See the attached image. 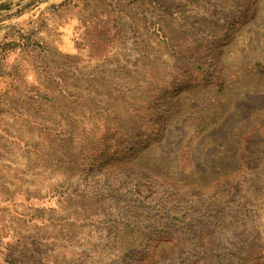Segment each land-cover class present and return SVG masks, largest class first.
<instances>
[{
    "label": "rangeland",
    "instance_id": "obj_1",
    "mask_svg": "<svg viewBox=\"0 0 264 264\" xmlns=\"http://www.w3.org/2000/svg\"><path fill=\"white\" fill-rule=\"evenodd\" d=\"M0 264H264V0H0Z\"/></svg>",
    "mask_w": 264,
    "mask_h": 264
},
{
    "label": "trees",
    "instance_id": "obj_2",
    "mask_svg": "<svg viewBox=\"0 0 264 264\" xmlns=\"http://www.w3.org/2000/svg\"><path fill=\"white\" fill-rule=\"evenodd\" d=\"M257 11H258V6H256V5H251V6L249 7V10H248L249 13H248V14L250 15L251 19H255L256 14H257ZM159 135H160V133L157 134V135H155L156 140H154V143L158 142L157 139H158Z\"/></svg>",
    "mask_w": 264,
    "mask_h": 264
}]
</instances>
